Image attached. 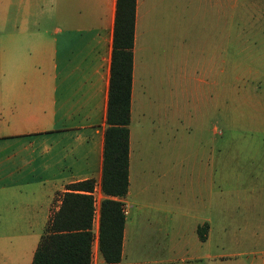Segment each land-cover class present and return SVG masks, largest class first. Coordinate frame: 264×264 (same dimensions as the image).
Masks as SVG:
<instances>
[{
  "label": "crops",
  "instance_id": "0c3cea01",
  "mask_svg": "<svg viewBox=\"0 0 264 264\" xmlns=\"http://www.w3.org/2000/svg\"><path fill=\"white\" fill-rule=\"evenodd\" d=\"M219 2L187 0L181 7L182 39L196 37L192 52L201 60L207 56L195 66L202 73L215 69L219 55ZM115 3L5 0L0 264H31L35 253L37 264H48L58 250L74 251L82 264L87 243L89 264H107L98 251L99 181ZM173 10V0H134L128 189L121 199L120 260L113 264H204L206 256L220 258L205 252L208 225L204 239L198 238L197 227L208 218L188 209L189 214L187 206H180L181 218L165 232L171 242L165 252H140L135 218L130 227L131 191L144 181L145 133H166L170 119ZM86 179L93 180L92 191L67 188Z\"/></svg>",
  "mask_w": 264,
  "mask_h": 264
},
{
  "label": "rangeland",
  "instance_id": "374dc122",
  "mask_svg": "<svg viewBox=\"0 0 264 264\" xmlns=\"http://www.w3.org/2000/svg\"><path fill=\"white\" fill-rule=\"evenodd\" d=\"M186 1L173 0L170 119L166 133H145L130 227L135 218L140 252H165V232L187 206L208 218L205 252L220 257L204 264H264V0H220L219 55L205 73L197 38L182 39ZM5 29L0 0V36Z\"/></svg>",
  "mask_w": 264,
  "mask_h": 264
},
{
  "label": "trees",
  "instance_id": "16d2710c",
  "mask_svg": "<svg viewBox=\"0 0 264 264\" xmlns=\"http://www.w3.org/2000/svg\"><path fill=\"white\" fill-rule=\"evenodd\" d=\"M134 0H116L110 52L105 127L103 130L102 159L99 189L103 195L99 204L98 251L107 264L120 260V246L124 213L121 199L128 189V123L132 70ZM92 179L67 185L68 189L92 191ZM204 225L197 227L200 240L204 239ZM86 237L89 234L86 233ZM82 264H89V245L85 247ZM48 264H81L74 251H56ZM31 264H37L35 253Z\"/></svg>",
  "mask_w": 264,
  "mask_h": 264
}]
</instances>
